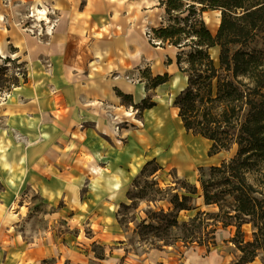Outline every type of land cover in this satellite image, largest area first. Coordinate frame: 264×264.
I'll return each instance as SVG.
<instances>
[{
  "label": "rangeland",
  "instance_id": "rangeland-1",
  "mask_svg": "<svg viewBox=\"0 0 264 264\" xmlns=\"http://www.w3.org/2000/svg\"><path fill=\"white\" fill-rule=\"evenodd\" d=\"M95 1L56 7L60 3L50 0H0V264L5 256L10 264H184L206 249L186 246L179 231L163 248L161 238L136 234L147 211L170 212L171 196L185 194L182 182L199 189L210 167L232 155H210L211 142L186 132L177 116L173 101L186 77L176 55L189 48L152 36V29L169 23L159 4L165 0ZM91 7L102 16L96 22L80 14ZM197 16L216 32L219 10ZM263 42L257 36L251 46L264 53ZM209 54L217 61L219 48ZM156 77L165 81L155 85ZM92 100L123 113L114 132L107 125L113 110L91 111L86 103ZM162 127L174 133L164 145L157 132ZM60 146L72 152L61 157ZM150 161L147 174L157 169L147 179L156 183L146 189L152 194L136 201V209L123 208L131 203L127 192L133 196L144 187L140 182L131 189ZM199 194L188 203L195 209L179 212L178 222L197 210L216 211ZM123 217L135 220L121 224ZM243 231L251 239L248 225ZM233 233L218 230L210 248L224 264L240 255L229 242ZM24 249L44 257L20 256ZM250 264H264V251Z\"/></svg>",
  "mask_w": 264,
  "mask_h": 264
},
{
  "label": "trees",
  "instance_id": "trees-1",
  "mask_svg": "<svg viewBox=\"0 0 264 264\" xmlns=\"http://www.w3.org/2000/svg\"><path fill=\"white\" fill-rule=\"evenodd\" d=\"M159 4L169 23L152 29L154 39L189 48L176 55V65L186 77L185 87L173 101L177 116L186 132L211 142L210 155L221 151L232 155L210 167L199 180V189L182 182L185 194L171 196L170 212L147 211L146 218L136 224V234L161 238L163 248L170 245L171 234L179 231L186 246L196 243L210 251L218 230L231 227L234 233L229 242L240 252L234 264H250L264 251V53L251 46L257 36L264 41V0H165ZM208 10L220 11L214 34L197 16ZM214 47L219 48L217 61L209 54ZM164 81L156 77L155 85ZM152 163L147 162L132 182L131 189L140 182L144 187L133 196L129 190L131 203L123 208L136 209V201L152 194L146 192L156 186L147 182L157 171L147 174ZM198 190L204 206L216 211L197 210L188 221L178 222L179 212L195 209L188 203ZM134 220L123 217L120 223ZM247 225L249 240L243 231Z\"/></svg>",
  "mask_w": 264,
  "mask_h": 264
},
{
  "label": "crops",
  "instance_id": "crops-1",
  "mask_svg": "<svg viewBox=\"0 0 264 264\" xmlns=\"http://www.w3.org/2000/svg\"><path fill=\"white\" fill-rule=\"evenodd\" d=\"M50 1L58 2L60 4L57 5L56 7H62V3H69L70 4L72 1H75V0H50ZM95 2H96L95 0H86V3H88V4H93L94 5ZM88 4H86V6H85L86 8L88 7ZM87 12H88V9H85L84 11H82L80 13V14H82V16H88L89 15V16L92 17V20L88 19V17L86 18V20H89V21H92V22H96V21H98L99 18L102 17V16H99V14L93 13L92 12V7L89 10V13H87ZM92 101L98 102L100 105L94 106V107L87 105L88 107H86V108H89L91 111L92 110L100 111L101 114H108V113H111V111L113 110L112 113H111V115H113V117H111V119L119 118V119L124 120L123 113L121 111H119L118 108H116V109L114 108L115 110L112 109L110 111V109L108 107H103V101H100V102L96 101V100H92ZM76 110H78V109H76ZM15 111H16V113H19V112H23V109L21 107H15ZM58 111L60 113H62V112L65 113V111H63V110H58ZM70 114H71V119H75V121H76V118L74 116V113H73L72 109L70 111ZM21 116L22 115L20 114V117ZM58 120L60 121V119H58ZM118 124H120V123H118ZM107 125H108V121H107ZM69 127L71 128L72 126H69ZM71 129L74 132H75V130L79 131L78 128H76V129L71 128ZM61 132L63 134V130H61ZM72 143H75L74 139H73ZM64 148H65V146H64ZM64 148L60 146L61 152H64ZM69 152H72V149L68 150V152H64L65 155H63V153H62L61 157H63V156L67 157L68 156L67 154H70ZM221 230L223 232L227 231V232L230 233V232L234 231V228L228 227L226 229H219V231H221ZM39 248L42 249L44 253H46V249H45V247L43 245L40 246ZM39 248H38V250H40ZM44 253H43V255H40L37 251H35V249H24V250H22L20 256H23V257L26 256V258H30L31 260H36L35 258H37V261H39V260L43 259ZM224 258H225L224 256H222L221 254H219L217 252H213L211 250L207 251L205 249V251H203V252L202 251H196V253H194V255L192 257H186L185 260H184V264H224L226 262V260ZM12 260L13 259L11 257H9V256H5V258H4L5 264L12 263ZM17 264H19V263H17Z\"/></svg>",
  "mask_w": 264,
  "mask_h": 264
},
{
  "label": "bare ground",
  "instance_id": "bare-ground-1",
  "mask_svg": "<svg viewBox=\"0 0 264 264\" xmlns=\"http://www.w3.org/2000/svg\"><path fill=\"white\" fill-rule=\"evenodd\" d=\"M24 11H25V9H24ZM146 30H147V26L144 25L143 28H142V30H141L142 31V34H144L146 32ZM87 105L94 107V106H98L100 104L98 102H95V101H89L87 103ZM121 121H122V119H119V118H117V119H110L108 121V126H111L112 128H110V127L109 128L112 129V131L114 132L115 129H116V125L118 123H120ZM157 132L161 136V139H162L161 144L162 145H164L165 142L168 141L169 139H171L173 137V135H174V133L171 130H169L167 128H164V127L157 129ZM154 133L156 134V130L154 131ZM113 134L116 135V133H113ZM98 170H99V168L92 169V173L97 174L98 173L97 172ZM112 185H113L114 189H116L117 184H112Z\"/></svg>",
  "mask_w": 264,
  "mask_h": 264
}]
</instances>
